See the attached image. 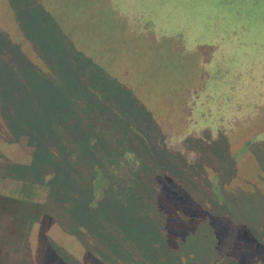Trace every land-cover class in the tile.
<instances>
[{
  "label": "rangeland",
  "instance_id": "1",
  "mask_svg": "<svg viewBox=\"0 0 264 264\" xmlns=\"http://www.w3.org/2000/svg\"><path fill=\"white\" fill-rule=\"evenodd\" d=\"M1 190L0 264H264V0H0Z\"/></svg>",
  "mask_w": 264,
  "mask_h": 264
},
{
  "label": "crops",
  "instance_id": "2",
  "mask_svg": "<svg viewBox=\"0 0 264 264\" xmlns=\"http://www.w3.org/2000/svg\"><path fill=\"white\" fill-rule=\"evenodd\" d=\"M4 192H7V191L6 190H4V191L1 190L0 191V197H2L4 199L2 202H4L5 206L10 208L9 209L10 211H8V213H9L8 215L11 218V221L12 220L15 221V219H17V220H19L21 222L22 221H26V218H27L26 215H25L26 212H24V214L22 212L23 207L25 208L26 205L22 204L23 207H21V205H17V201H16L17 199L12 197V196H10V195H8V194H4ZM12 207L14 209H12ZM17 209L21 210L22 213L18 212L16 214H11V212H13V210L17 211ZM5 214H7V213H5ZM12 217H15V218L12 219ZM7 222H8V219H7ZM9 236H10L9 231H7L6 233L5 232H0V241H1L0 242V260H1V262L4 261V257L5 258L8 257L7 249H6L5 245H4L6 240H4V238H7Z\"/></svg>",
  "mask_w": 264,
  "mask_h": 264
},
{
  "label": "trees",
  "instance_id": "3",
  "mask_svg": "<svg viewBox=\"0 0 264 264\" xmlns=\"http://www.w3.org/2000/svg\"><path fill=\"white\" fill-rule=\"evenodd\" d=\"M6 208H9V207H6ZM10 209V208H9Z\"/></svg>",
  "mask_w": 264,
  "mask_h": 264
}]
</instances>
